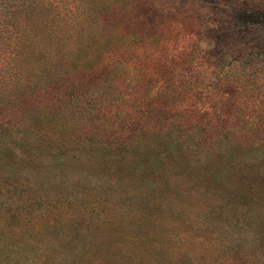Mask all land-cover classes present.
<instances>
[{"label": "rangeland", "instance_id": "1", "mask_svg": "<svg viewBox=\"0 0 264 264\" xmlns=\"http://www.w3.org/2000/svg\"><path fill=\"white\" fill-rule=\"evenodd\" d=\"M89 1L92 31L76 47H54L65 55L63 68L77 70L71 80L61 78L60 92L51 89L48 95L62 108L49 128L60 145L58 156L84 147L79 132L99 131V142L122 145L173 126L206 131L209 139L216 131L228 134L226 141L236 147L264 145V59L256 55L264 51V0ZM90 111L87 126L78 118ZM26 121L9 131L26 132L27 156L20 154L21 142L0 140V242L17 248V264L244 263L225 248L218 228L209 234L194 230L190 241L181 240L211 205L202 197L185 202L192 191L181 178L133 184L129 193L140 194L136 206L140 199L152 205L164 197L170 209L145 238L123 224L129 216L119 218L134 206L132 195L115 193L114 203L105 205L93 190L100 178L87 169L97 153L61 162L34 139L43 136L38 129L44 126ZM256 130L260 140L238 137ZM183 207L193 218L181 222L176 216ZM200 235L206 241L195 238ZM228 254L230 263H220Z\"/></svg>", "mask_w": 264, "mask_h": 264}, {"label": "trees", "instance_id": "2", "mask_svg": "<svg viewBox=\"0 0 264 264\" xmlns=\"http://www.w3.org/2000/svg\"><path fill=\"white\" fill-rule=\"evenodd\" d=\"M90 3L89 0H0V140L10 138L21 142L25 149L20 154L27 156L31 147L25 145L26 132L9 130L10 126H26L28 119L44 126L38 129L43 136L35 135L34 139L61 162L97 153L87 170L100 178L93 190L105 205L114 203L115 193L120 197L130 194L134 183H140L141 188L153 185L156 179L166 175L173 182L181 178L183 188L195 193L193 196L188 192L189 197L183 198L185 202L199 201L195 197H202L211 203L205 208L207 213L201 210L197 221L200 225L194 229L191 225L181 240L190 241L194 230L209 234L211 228H218L223 230L225 248L229 246L232 254L244 257L243 264H264V145L247 142L236 147L226 141L228 134L216 131L209 139L206 131L199 133L195 129L173 126L171 131L152 132L146 138L130 143L124 141L122 145L99 142V131L86 135L79 132L86 139L84 147H71L58 156L60 145L52 138L49 128L62 108L58 98L55 107L48 95L51 89L57 88L60 92L61 78L71 80L77 70L63 68L61 60L65 55L54 47H76L78 38L92 31L90 23L94 14ZM256 55L264 59V51H257ZM69 113L75 115L72 111ZM91 115L90 111L78 119H84L88 126ZM124 135L126 131L118 137ZM248 136L260 140V130L238 137L245 140ZM231 157L235 161L228 162ZM27 163L34 172L35 167ZM215 166H219L218 171ZM155 167L159 168L157 173ZM59 169L62 173L66 166L61 164ZM130 195L136 211L132 213L129 211L132 208H128L119 218L129 216L130 223H122L131 232L141 231V236L149 238L150 229H155L160 218L170 210L164 206L166 198H159L152 205L140 199L141 205L136 206L140 194ZM177 195L178 192L175 198ZM125 198L129 201L128 196ZM185 208L176 216L181 222L193 218ZM106 218L109 219L108 214ZM195 238L206 241L202 235ZM229 254L220 263H230L232 254ZM18 255L14 245L0 242V264H17ZM97 264H101L100 261Z\"/></svg>", "mask_w": 264, "mask_h": 264}]
</instances>
